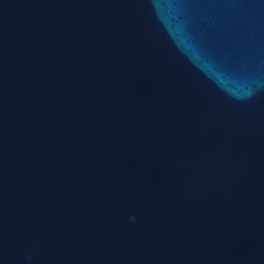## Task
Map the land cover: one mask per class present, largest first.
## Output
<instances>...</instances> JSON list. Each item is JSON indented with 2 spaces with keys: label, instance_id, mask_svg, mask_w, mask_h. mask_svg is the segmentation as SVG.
I'll return each instance as SVG.
<instances>
[{
  "label": "water",
  "instance_id": "1",
  "mask_svg": "<svg viewBox=\"0 0 264 264\" xmlns=\"http://www.w3.org/2000/svg\"><path fill=\"white\" fill-rule=\"evenodd\" d=\"M0 264H264V0H0Z\"/></svg>",
  "mask_w": 264,
  "mask_h": 264
}]
</instances>
